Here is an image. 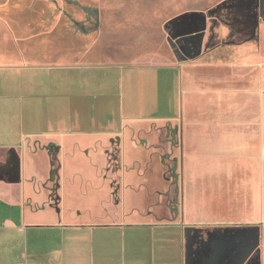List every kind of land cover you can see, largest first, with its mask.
Wrapping results in <instances>:
<instances>
[{
    "label": "crops",
    "instance_id": "obj_1",
    "mask_svg": "<svg viewBox=\"0 0 264 264\" xmlns=\"http://www.w3.org/2000/svg\"><path fill=\"white\" fill-rule=\"evenodd\" d=\"M207 4L172 59L126 63L69 50L64 29L36 34L33 6L0 0V264L253 258L264 15L257 0Z\"/></svg>",
    "mask_w": 264,
    "mask_h": 264
},
{
    "label": "rangeland",
    "instance_id": "obj_2",
    "mask_svg": "<svg viewBox=\"0 0 264 264\" xmlns=\"http://www.w3.org/2000/svg\"><path fill=\"white\" fill-rule=\"evenodd\" d=\"M16 1L20 6L35 9L36 34H58L64 29L69 50L71 46L73 50L83 49L81 43L87 41L91 50L97 48L99 52L98 57L92 56L93 60L100 61L104 54L116 61L133 63L151 61L155 55L172 59L173 49H181L184 37L198 29L180 23L202 19L208 13L205 7H210L207 3L214 0ZM179 56L184 55L179 53ZM115 158L112 156L111 161L115 162ZM84 190L86 197L83 195L81 201L89 207L92 193L89 188ZM262 231L259 249L247 264H264V228Z\"/></svg>",
    "mask_w": 264,
    "mask_h": 264
},
{
    "label": "flooded vegetation",
    "instance_id": "obj_3",
    "mask_svg": "<svg viewBox=\"0 0 264 264\" xmlns=\"http://www.w3.org/2000/svg\"><path fill=\"white\" fill-rule=\"evenodd\" d=\"M257 4L259 6L260 14L264 15V0H257Z\"/></svg>",
    "mask_w": 264,
    "mask_h": 264
},
{
    "label": "trees",
    "instance_id": "obj_4",
    "mask_svg": "<svg viewBox=\"0 0 264 264\" xmlns=\"http://www.w3.org/2000/svg\"><path fill=\"white\" fill-rule=\"evenodd\" d=\"M53 162H54V157L52 158V164H53ZM54 172H55V169L52 168V170H51L52 176H53Z\"/></svg>",
    "mask_w": 264,
    "mask_h": 264
}]
</instances>
